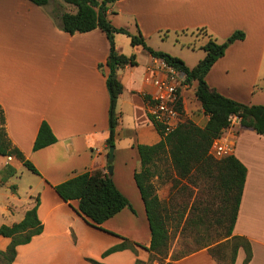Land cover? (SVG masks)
I'll return each mask as SVG.
<instances>
[{"label":"crops","instance_id":"0c3cea01","mask_svg":"<svg viewBox=\"0 0 264 264\" xmlns=\"http://www.w3.org/2000/svg\"><path fill=\"white\" fill-rule=\"evenodd\" d=\"M58 10L74 12L75 8L66 7L61 0H49L43 7L29 0H0V106L11 143L39 173H33L38 177L36 187L29 186L26 198L17 187L0 191V225L21 220L35 195L43 224L41 233L16 246L11 264L147 262L150 252L140 246L103 253L123 237L146 247L150 244L145 206L133 174L140 167L136 144L151 145L160 139L144 99L153 91L144 82L145 73L159 58L138 51L141 46H132L128 36L126 45L117 36L122 33L114 35L117 50L125 53L127 46L136 60L132 68L126 65L122 73L117 71L123 90L117 99L119 124L111 174L133 210L124 207L100 227L92 226L76 211L77 200L65 202L53 186L86 171L107 173L105 61L109 42L99 28L74 34L61 30L51 16ZM106 15L114 26L131 33L138 27L147 45L161 51L165 49L151 40L162 31L177 34L204 27L222 42L233 31L242 30L244 38L226 48L205 80L235 101L264 105V0H115L108 4ZM207 118L203 114V125ZM42 121L50 126L56 141L33 150ZM223 133L234 138L232 153L246 167L233 234L249 240L252 256L248 264H264V133L242 127L237 117ZM9 164L15 170L23 166L15 158ZM9 242L10 238L0 235V250ZM244 255L239 249L234 264H242ZM169 264L218 263L206 249H199Z\"/></svg>","mask_w":264,"mask_h":264},{"label":"trees","instance_id":"16d2710c","mask_svg":"<svg viewBox=\"0 0 264 264\" xmlns=\"http://www.w3.org/2000/svg\"><path fill=\"white\" fill-rule=\"evenodd\" d=\"M35 5L46 6L49 0H29ZM75 8L71 11H56L51 13L57 26L69 33H80L101 29L109 42V53L105 61L108 68L106 74V87L109 95L108 106V137L107 147L114 145L119 124V112L117 110V99L123 90V84L117 76V71L126 65L136 64L135 55L129 56L120 53L114 42V35L122 33L130 38L132 46L143 47L152 57L160 58L168 65L181 71L185 75V84L195 82L194 97L200 103L202 113L206 115L207 121L203 126L191 120H185L176 129L164 133L161 127L155 123L151 116L149 120L157 130L160 139L154 144H136L140 158V167L134 174V180L139 190L141 199L145 206L147 220L150 229V244L148 247L130 242L126 238L121 243L107 249L103 256L116 250L124 248L135 249L140 246L150 252L147 262L137 259L135 264H152L154 260H160L168 256L170 227L167 219L163 216L161 200L154 191L151 182L158 161L163 158L168 161L171 170L176 177L185 179L187 183L193 182L197 174L206 180L207 187H213L223 192V204L216 211L212 209L209 201L199 202L201 209V220L208 218L209 213L215 216L217 223L227 224L221 230L205 228L202 231L204 242L193 251H182L173 255L171 261L180 259L194 251L206 248L211 257L218 264H234L239 249H243L244 258L242 264H248L252 256L251 244L242 235L233 234V227L237 218L240 198L246 177V167L232 153L221 158L213 157L209 150L213 140L230 126L231 117L235 116L242 127L251 129L258 134L264 133V105L243 104L219 93L215 88L208 85L205 76L215 61L221 57L226 48L236 40H242L245 36L242 30L233 31L224 41L217 42L206 28L200 27L196 30L202 31L208 37V41L202 46L205 55L193 67H188L182 59L165 51L155 50L147 45L145 38L137 27L136 33H131L126 28L114 26L107 18L108 4L115 0H61ZM149 101V96L144 95ZM56 141L47 122L42 121L32 149L37 150ZM108 154V153H107ZM0 156H10L31 171L39 174L34 164L25 158L21 150L14 146L6 132L5 116L0 106ZM112 161H107V166ZM7 180L14 172V167L6 166ZM175 180V179H173ZM176 181V180H175ZM62 200L71 204L77 200L76 211L92 226L100 227L101 223L115 215L124 207L132 209L128 199L115 186L111 175L101 170L86 171L79 173L69 179L53 186ZM33 205L27 209L21 220L10 225H0V235L10 238V242L4 250H0V261L3 264H11L15 258L16 246L30 241V239L43 229V224L37 215L39 203L38 195L33 198ZM133 210V209H132ZM217 214H216V213ZM199 234V233H198ZM95 264H102L95 262Z\"/></svg>","mask_w":264,"mask_h":264},{"label":"rangeland","instance_id":"374dc122","mask_svg":"<svg viewBox=\"0 0 264 264\" xmlns=\"http://www.w3.org/2000/svg\"><path fill=\"white\" fill-rule=\"evenodd\" d=\"M57 2L60 3V1ZM65 6L71 8L69 4H65ZM202 33V31L198 30H189L177 34L162 31L159 34L160 38L154 37L151 43H158L160 47H163L162 49H165L162 51L171 55L183 57L185 62L190 67H193L205 55L202 46L208 41V37ZM117 36H121L125 40L126 45H129L127 35L119 34ZM124 49L125 53H122L129 55L130 50H127V46ZM139 50L143 54L147 53L143 47H138ZM132 67L128 66L129 69ZM119 73H122V69L119 70ZM194 87L195 82L189 84L183 91L184 120H191L201 126L204 123L203 113L200 103L194 97ZM8 157L10 156H0V191L10 192L17 187L19 195L22 198H26V190L29 186L36 187L38 177L22 166L21 169L15 170L14 168L15 172L8 178V183H5L7 180L3 179L7 175L6 166L13 158L8 159ZM153 169L155 174L152 176L151 182L155 193L161 200L162 213L170 227V241L168 256L158 261L154 260L152 264H165L171 261L170 259L173 255L180 254L182 251L197 249L198 245L204 242L202 241L204 239L202 231L205 228L210 229L209 232H214V230H221L227 224L223 222L219 225L215 219L216 217L211 213H209L208 218L201 220L199 202H211L212 209L216 211L223 204V201L227 200L223 199L222 201V198H224L223 192L212 186L207 187L206 180L208 179L201 178L198 174L193 182L190 183H187L185 179L176 177L168 161L164 158L158 161ZM0 264H3L2 261H0Z\"/></svg>","mask_w":264,"mask_h":264},{"label":"built area","instance_id":"2783aa9c","mask_svg":"<svg viewBox=\"0 0 264 264\" xmlns=\"http://www.w3.org/2000/svg\"><path fill=\"white\" fill-rule=\"evenodd\" d=\"M154 62L157 64L149 66L144 76V82L153 87V91L147 95L149 96L148 115L166 134L185 121L183 91L188 84L184 83L183 72L168 65L160 58ZM234 117H231V121ZM233 140V137H227L222 133L213 140L209 150L210 154L215 158L232 154Z\"/></svg>","mask_w":264,"mask_h":264},{"label":"water","instance_id":"95a60500","mask_svg":"<svg viewBox=\"0 0 264 264\" xmlns=\"http://www.w3.org/2000/svg\"><path fill=\"white\" fill-rule=\"evenodd\" d=\"M114 145H111L108 147V160L109 161H113V157H114ZM113 172V165L112 164H109L107 166V174L108 175H111Z\"/></svg>","mask_w":264,"mask_h":264}]
</instances>
